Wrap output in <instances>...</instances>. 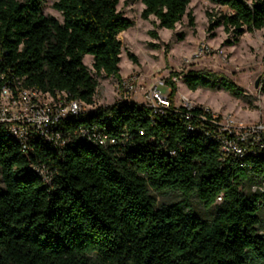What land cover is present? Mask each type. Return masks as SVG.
<instances>
[{"label": "trees", "instance_id": "16d2710c", "mask_svg": "<svg viewBox=\"0 0 264 264\" xmlns=\"http://www.w3.org/2000/svg\"><path fill=\"white\" fill-rule=\"evenodd\" d=\"M130 1L156 29L173 31L184 17L194 28L190 0ZM206 1L228 11L209 20L210 34L222 27L235 44L245 32L264 31V0ZM43 2L0 0V89L17 81L93 107L98 83L83 59L91 57L96 76L120 81L118 37L132 22L117 12L118 0H54L61 22L42 14ZM182 82L190 92L243 96L207 70L189 71ZM166 84L169 108H94L64 122L70 138L58 150L34 143L23 153L0 133V264H264V156L224 157L204 134L212 127L198 120L201 109L173 107L177 89L170 78ZM80 130L113 143L95 146L75 135ZM150 192L194 196L213 215L201 220L181 203L156 208Z\"/></svg>", "mask_w": 264, "mask_h": 264}, {"label": "rangeland", "instance_id": "374dc122", "mask_svg": "<svg viewBox=\"0 0 264 264\" xmlns=\"http://www.w3.org/2000/svg\"><path fill=\"white\" fill-rule=\"evenodd\" d=\"M54 0H44L42 14L53 17L61 22V16L53 10ZM140 2L118 0L116 7L124 18L132 22V26L121 33L119 75L120 79L136 77L134 91L127 101L137 105H146V91L155 83H161L159 91L168 95L167 79L174 82L177 92L173 99L179 105L181 96L186 97L193 105H200L226 115L238 123L245 125L264 122V31L245 32L233 43L231 34L226 35L222 27L208 31L210 23H215L225 8L215 6L206 0H190L187 11L194 18V28H190L184 17L173 31L156 29V20L150 17L147 21L140 18L143 10ZM209 14L210 17H207ZM155 31L158 39L151 37ZM181 38V39H180ZM156 46V47H155ZM167 47V48H166ZM166 48V50H165ZM129 55L136 59L134 64ZM92 59L86 56L83 64L98 83L94 97V106L109 107L121 101L118 87L119 81L103 75L96 76L91 69ZM207 70L230 80L242 92L241 98H234L223 90L198 89L190 92L182 82V77L189 71ZM176 74L178 77H172ZM258 85L255 87V83ZM0 187H2L0 183ZM242 195L251 193L249 182L239 188ZM155 200V207L181 203L186 212L192 213L201 220L209 219L213 209H205L194 196L184 197L179 192L156 194L150 192ZM259 235L264 237V209L259 212Z\"/></svg>", "mask_w": 264, "mask_h": 264}, {"label": "built area", "instance_id": "2783aa9c", "mask_svg": "<svg viewBox=\"0 0 264 264\" xmlns=\"http://www.w3.org/2000/svg\"><path fill=\"white\" fill-rule=\"evenodd\" d=\"M136 81L134 76L119 81L117 89L122 96L119 103H131L127 98L132 95ZM159 86L163 84L155 83L146 91L144 97L146 105H142L152 110L154 114L169 108L170 104L168 95L171 88L167 85L168 95L163 96ZM180 103L179 105L173 103V107H182L188 112L195 107L201 109L198 120L212 127L211 131L206 130L204 134L217 143L224 157L232 156L241 160L246 155L264 156V122L249 125L238 123L228 115L221 117L209 108L193 105L184 96H181ZM93 109L79 101L69 99L65 93L54 95L41 93L35 89H25L21 83L13 81L0 89V133L15 142L23 153H28L34 143L58 150L68 143L70 138L68 135L64 138L62 131L64 122L84 117ZM75 135L95 146H102L107 140L110 144L113 143L106 136L90 138L84 130ZM259 191L264 193V184Z\"/></svg>", "mask_w": 264, "mask_h": 264}, {"label": "water", "instance_id": "95a60500", "mask_svg": "<svg viewBox=\"0 0 264 264\" xmlns=\"http://www.w3.org/2000/svg\"><path fill=\"white\" fill-rule=\"evenodd\" d=\"M258 85V81L255 83V87Z\"/></svg>", "mask_w": 264, "mask_h": 264}, {"label": "bare ground", "instance_id": "6f19581e", "mask_svg": "<svg viewBox=\"0 0 264 264\" xmlns=\"http://www.w3.org/2000/svg\"><path fill=\"white\" fill-rule=\"evenodd\" d=\"M120 59H121V56H120Z\"/></svg>", "mask_w": 264, "mask_h": 264}, {"label": "crops", "instance_id": "0c3cea01", "mask_svg": "<svg viewBox=\"0 0 264 264\" xmlns=\"http://www.w3.org/2000/svg\"><path fill=\"white\" fill-rule=\"evenodd\" d=\"M214 112V111H213Z\"/></svg>", "mask_w": 264, "mask_h": 264}]
</instances>
